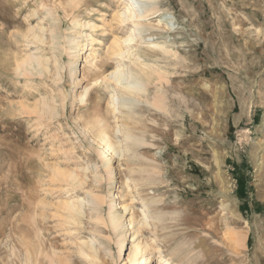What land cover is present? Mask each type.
I'll return each instance as SVG.
<instances>
[{
    "label": "rangeland",
    "instance_id": "rangeland-1",
    "mask_svg": "<svg viewBox=\"0 0 264 264\" xmlns=\"http://www.w3.org/2000/svg\"><path fill=\"white\" fill-rule=\"evenodd\" d=\"M154 4L151 24L170 28L144 32L166 51L142 57L148 93L128 121L142 141L107 166L82 127L115 138L107 76L139 47L121 2L0 0V264H127L137 244L149 264L158 246L180 264H264V0ZM112 193L132 209L125 259ZM80 199L82 213L65 206Z\"/></svg>",
    "mask_w": 264,
    "mask_h": 264
},
{
    "label": "bare ground",
    "instance_id": "bare-ground-1",
    "mask_svg": "<svg viewBox=\"0 0 264 264\" xmlns=\"http://www.w3.org/2000/svg\"><path fill=\"white\" fill-rule=\"evenodd\" d=\"M119 1L121 2V6H123V8H121L117 12L116 18H118L122 23L129 21L131 24H133V32L129 33V35L125 36L122 39L127 46L131 43L137 42L139 47L137 48V53L135 55H133V52H131L130 46L124 48L125 50L127 49L126 52L124 50L116 51V55L121 58H124L125 54H127L126 56L131 61V65H120L107 76L108 80L112 81L116 85V88H113L112 91H110L111 101L109 103V106L117 123L115 129V138L111 139L108 135L106 136L102 133L101 135L98 134L97 137H92L89 133L90 131H88L85 127H82V132L85 136L88 137L91 146L98 149L102 157L107 158V166L111 165L115 156L124 158L125 155L130 153V150L128 149V146L126 144L128 141H134L137 143H141L142 141L133 134L128 124V121L132 116L131 112L139 103V97L148 93V81L145 79L144 72V69L148 68V64L142 61V57L149 54L147 49H161L163 51H166L164 45L154 43L151 40L147 41L144 32L148 31L149 29H162L164 27L167 29L170 28L169 24L165 23L163 21L164 18L162 19V17L157 21L156 25L151 24V17L161 13L158 5L154 4L156 0H146L148 2H151V5L147 4L148 7L146 8H143L145 6H143V2L141 0ZM92 28L94 29L95 26H92ZM85 37H87L85 42L78 44V48L82 52L88 51L91 47L89 42L92 44L94 41L92 35H85ZM35 39L43 41L42 37L37 35L35 36ZM78 57L79 55H77V58ZM33 62L30 63V66L33 67L34 70H36V68L33 66L35 65L33 64ZM38 67L42 68V64L39 61ZM133 67L136 69L138 68L139 73L134 72L135 70L133 69ZM88 92L89 90L86 89L85 93L83 95H80L81 104H84V99L86 98ZM88 168H85V170L87 171ZM110 177V180L113 183L115 178L113 172H111ZM69 178L72 181L79 180L75 175H69ZM111 196L112 203L110 221L111 225L120 232L118 237L119 255L121 256V258L125 259L129 249L130 241L132 239L131 222L127 218V213L132 209L131 205H124L121 202H118V196H116L114 193H112ZM83 204H85V201L83 199H80L75 202L65 203V206L71 211L82 213ZM119 210H123V212L121 213ZM147 211L148 213H152L147 203H144L143 209L141 210L144 219L139 223L141 229L150 227L148 221L149 216L146 214ZM82 248L84 249H81L80 254L82 255V257L86 258V260H89V262H91L93 258L96 257V248L93 244H89L88 242H84ZM85 249L87 251H85ZM156 252L159 254L160 264H180L174 259L167 257L164 253L165 250L162 247L158 246L156 248ZM125 260L127 264H149L151 262V257L148 255L147 248H144L140 244H137L134 246L131 255H129Z\"/></svg>",
    "mask_w": 264,
    "mask_h": 264
}]
</instances>
